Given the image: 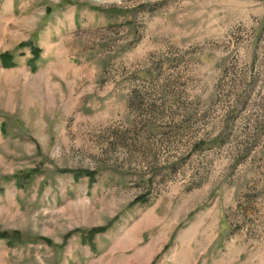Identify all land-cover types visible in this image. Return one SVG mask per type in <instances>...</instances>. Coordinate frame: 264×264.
<instances>
[{
    "label": "rangeland",
    "instance_id": "1",
    "mask_svg": "<svg viewBox=\"0 0 264 264\" xmlns=\"http://www.w3.org/2000/svg\"><path fill=\"white\" fill-rule=\"evenodd\" d=\"M2 232L0 264H264V0H0Z\"/></svg>",
    "mask_w": 264,
    "mask_h": 264
},
{
    "label": "trees",
    "instance_id": "2",
    "mask_svg": "<svg viewBox=\"0 0 264 264\" xmlns=\"http://www.w3.org/2000/svg\"><path fill=\"white\" fill-rule=\"evenodd\" d=\"M32 51L34 52V54L38 52L36 49H33ZM3 64L4 65H7L5 63H3ZM65 171H67V170H65ZM85 173H86V175H91L92 174V172H90V171L89 172H85ZM21 180L22 179L20 178V176H15V183L17 185H20ZM109 225L110 224H106L105 226L93 228L92 229V232H95V231H105L109 227ZM0 238H6L8 241H17V240H20L18 238V232H12V233L2 232V233H0Z\"/></svg>",
    "mask_w": 264,
    "mask_h": 264
}]
</instances>
